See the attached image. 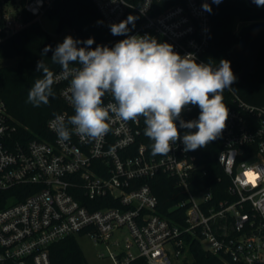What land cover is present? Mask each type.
Here are the masks:
<instances>
[{"label": "built area", "instance_id": "2783aa9c", "mask_svg": "<svg viewBox=\"0 0 264 264\" xmlns=\"http://www.w3.org/2000/svg\"><path fill=\"white\" fill-rule=\"evenodd\" d=\"M57 1L0 0V44L25 29L29 19L38 22L48 15ZM170 1L93 0L108 26L137 17L124 38L104 46L148 35L171 44L181 57L192 54L196 63L209 64L205 56L213 24L203 5L211 8L212 0ZM70 79L62 70L54 75L67 107L58 115L66 120L74 115ZM226 100L232 108L219 137L217 161L226 180L219 198L212 187L199 188L208 170L199 149L184 151L183 135L196 129L180 128L179 119L181 140L168 155H152L143 117L123 122L113 113L110 131L99 140L73 133L59 142L53 130L58 115L48 120L46 137L27 140L18 135L0 94V206L5 204L0 208V264H52L50 247L79 233L104 244L115 264L139 258L147 264H180L186 236L231 264H264V107L248 104L231 86L223 92ZM103 101L104 106L115 103L110 93ZM199 113L198 106L189 105L180 118L196 120ZM159 175L186 191L187 198L172 208L184 209V223L158 213L149 182Z\"/></svg>", "mask_w": 264, "mask_h": 264}, {"label": "clouds", "instance_id": "9594fccd", "mask_svg": "<svg viewBox=\"0 0 264 264\" xmlns=\"http://www.w3.org/2000/svg\"><path fill=\"white\" fill-rule=\"evenodd\" d=\"M219 4L221 0H213ZM264 6V0H253ZM204 9L211 11L208 4ZM137 17L110 25L113 35H124L135 27ZM83 43L88 47H77ZM86 41L66 36L53 51L46 46L41 56L53 51L52 63L59 64L62 75L70 79V103L74 115L65 119L56 116L53 130L59 142L69 141L72 134L90 141L103 138L110 131L113 113L123 122H137L144 118V135L153 141L152 155H168L172 146L181 140L180 128L196 129L182 137L184 151L206 147L220 137L229 116L223 103V92L236 81L230 61L221 60L218 68L198 64L192 54L181 57L168 43H158L148 35L130 36L114 47L90 46ZM78 65V67H72ZM36 71L42 78L35 80L27 102L35 107L47 105L53 96L54 73L43 60L37 62ZM110 93L115 103L104 106L103 98ZM198 106V119L185 122L181 113L186 106ZM71 126V127H69Z\"/></svg>", "mask_w": 264, "mask_h": 264}, {"label": "trees", "instance_id": "16d2710c", "mask_svg": "<svg viewBox=\"0 0 264 264\" xmlns=\"http://www.w3.org/2000/svg\"><path fill=\"white\" fill-rule=\"evenodd\" d=\"M176 1L178 0H172L168 4ZM48 15L58 19L59 32L71 29L74 40L86 41L93 38L94 43L90 46L92 49L124 38L130 32L124 35H113L93 0H58ZM211 16L213 34L205 60L216 68L219 67L221 60H228L234 75L237 76L241 71V65L232 61L228 55L231 48L239 41L236 27L239 23L244 25L264 21V9L251 8L245 0H221L219 4L212 0ZM29 20L31 22L25 29L0 44V59L17 60L16 66L0 67V94L7 103L10 115L18 129V135L25 136L27 140L46 137L48 120L67 110L55 84L52 86L54 95L49 97L47 105L35 107L27 102L30 88L36 79L42 78V73L36 71L38 61L43 60L54 75L62 70L59 64L51 61L53 51L58 44L39 22ZM132 27V24L128 25L129 30ZM49 45L53 51H48L41 56L43 49ZM77 47L88 46L80 43ZM231 87L248 104L264 107V43L255 72L247 75L241 82L235 81ZM223 103L228 110L232 108L228 100ZM219 150V137L206 147L199 149V160L208 170L207 176H201L199 188L212 187L216 195L222 198L226 180L217 161ZM219 178H222L221 182ZM149 185L159 201L158 213L162 217L184 223V209L172 210V208L187 198L186 191L176 185L174 179L165 175L157 176L149 182ZM9 194L12 196L14 192L10 191ZM4 206L3 203L0 208ZM103 206L105 205H100L99 208ZM184 240L185 252L180 264H231L228 259L208 252L201 241L192 240L190 236L184 237ZM50 258L52 264H88L76 235L52 245ZM132 264H147V262L139 258Z\"/></svg>", "mask_w": 264, "mask_h": 264}, {"label": "water", "instance_id": "95a60500", "mask_svg": "<svg viewBox=\"0 0 264 264\" xmlns=\"http://www.w3.org/2000/svg\"><path fill=\"white\" fill-rule=\"evenodd\" d=\"M251 8L264 9L257 6L253 0H245ZM238 43L228 52L232 61L241 65V71L236 76V82H241L247 75L256 70L258 57L264 43V21L244 24L237 31Z\"/></svg>", "mask_w": 264, "mask_h": 264}, {"label": "rangeland", "instance_id": "374dc122", "mask_svg": "<svg viewBox=\"0 0 264 264\" xmlns=\"http://www.w3.org/2000/svg\"><path fill=\"white\" fill-rule=\"evenodd\" d=\"M38 22L57 44L62 43L66 36H71L74 39V33L71 29H65L62 32H59V22L57 18H52L49 15H45L42 16ZM241 26L243 25L239 23L236 27V30L238 31ZM16 65L17 60L0 59V67ZM76 238L85 253L88 264H115L114 261L108 256L104 244L96 243L88 235L81 233L77 234ZM133 252L137 254L138 250L134 247ZM101 254L106 255L104 257H100Z\"/></svg>", "mask_w": 264, "mask_h": 264}, {"label": "snow or ice", "instance_id": "6c2138e0", "mask_svg": "<svg viewBox=\"0 0 264 264\" xmlns=\"http://www.w3.org/2000/svg\"><path fill=\"white\" fill-rule=\"evenodd\" d=\"M249 176H252L253 174L252 173H248Z\"/></svg>", "mask_w": 264, "mask_h": 264}]
</instances>
